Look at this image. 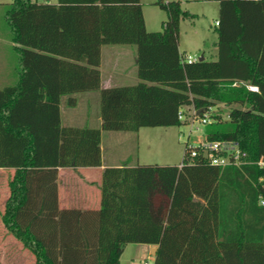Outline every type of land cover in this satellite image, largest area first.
<instances>
[{"label":"trees","instance_id":"trees-1","mask_svg":"<svg viewBox=\"0 0 264 264\" xmlns=\"http://www.w3.org/2000/svg\"><path fill=\"white\" fill-rule=\"evenodd\" d=\"M217 58L183 61L180 0L149 31L141 0H12L6 19L21 70L0 87V167H16L1 219L37 264H120L129 243L153 264H264V0H218ZM135 44L134 84L102 88L101 47ZM249 85L257 86V90ZM100 92L101 127L64 126L60 104ZM217 102L236 104L223 119ZM209 112V139L236 140L251 161L106 167L101 207L60 209L58 168L102 164L101 131L177 126Z\"/></svg>","mask_w":264,"mask_h":264},{"label":"rangeland","instance_id":"rangeland-1","mask_svg":"<svg viewBox=\"0 0 264 264\" xmlns=\"http://www.w3.org/2000/svg\"><path fill=\"white\" fill-rule=\"evenodd\" d=\"M39 2H56L57 0H38ZM169 1V0H164ZM183 10L191 15L180 20L179 48L192 56H204L207 59L217 58L216 32L219 17V2L217 0H180ZM12 0H0V87L15 83L21 63L20 52L12 40V29L6 19V9ZM158 0H141L146 28L149 31H158L163 28L168 13L158 3ZM126 48L115 57L121 65H125L127 73L117 78L116 84H132L139 80L137 64L135 62L137 47L135 44H120ZM133 50V51H132ZM87 91L78 92V111H88L95 120L96 112L100 110L99 92L91 93V99H85ZM67 96L62 97L63 113L70 110L66 103ZM236 104L226 105L217 102L214 107L223 119L228 118L229 111ZM72 111V110H71ZM194 109L185 107L186 121L177 126L142 127L139 131H114L104 136V153L109 159L116 162H131L137 164H179L186 150V142L196 140L204 135V124L201 117L194 118ZM111 134V135H110ZM144 243H129L121 256V264H144L148 260L150 249Z\"/></svg>","mask_w":264,"mask_h":264},{"label":"crops","instance_id":"crops-1","mask_svg":"<svg viewBox=\"0 0 264 264\" xmlns=\"http://www.w3.org/2000/svg\"><path fill=\"white\" fill-rule=\"evenodd\" d=\"M118 45L120 44H104L101 47L100 71H101L102 88L120 86V84L115 83L116 79L124 77L127 73L126 66L121 65L120 61L117 59V57H115L117 54H120L122 50L126 48H123V46H118ZM181 53L183 56L187 54L186 52H181ZM135 58H136L135 62L137 64V50H136ZM12 84L14 83L7 85H12ZM123 85H129V84H123ZM85 91H87L86 92L87 95L85 99L86 98L91 99V97H93L91 96V93L94 92H90V91H94V90H85ZM95 91L99 92L98 90ZM77 93L73 94L77 99L76 104L70 105L71 108L69 111H66L65 116L63 113V104H62L63 102L61 99V104H60L61 124L64 126L101 127L102 117L100 114V110L96 112L95 120L92 119V116L89 114L88 111L85 110H83V112L78 111L77 107L79 105V98L76 96ZM114 131L117 130L101 131V152H102L101 165L58 168L57 185H58V205L60 209H65V208H75L81 210L100 209L101 199H102L101 185H102L104 169L106 167L137 165V163H131L127 161L116 162L113 161L112 159L108 160V158L105 156L104 143H103L104 136L106 133H112ZM183 160L184 157L182 161ZM182 161L179 164H181ZM15 171H16V167L14 166L0 167V264H37L36 256L33 253V251L28 246H26L22 240L14 236L11 232H8L1 219V214L4 211L7 199L11 194V187L9 185V181H11V179L14 177ZM147 246L151 251L149 255L150 257L151 255H153L152 254L153 246H157V245L148 244ZM120 264H121V260H120Z\"/></svg>","mask_w":264,"mask_h":264},{"label":"built area","instance_id":"built-area-1","mask_svg":"<svg viewBox=\"0 0 264 264\" xmlns=\"http://www.w3.org/2000/svg\"><path fill=\"white\" fill-rule=\"evenodd\" d=\"M218 24V21H217ZM199 57L192 56L190 54H186L183 56V61L186 62H193L198 60ZM250 89L257 90V86L249 85ZM194 109V108H193ZM193 116L194 118H198L199 115H197L196 110L194 109ZM179 119H186L185 117V108H181L179 110ZM201 122L203 124L209 123L212 121L211 115L208 113H205L204 115L200 116ZM186 158L189 160H193L195 157H197L199 154L203 155L210 163L214 165H218L220 167H225L228 165H235L238 167H241L243 164H249L251 161L247 157V152L244 151L238 141L231 140V139H209L206 134L201 138H198L196 140H189L186 142ZM183 164V161L180 165ZM257 164L259 166H264V158H260L257 161ZM264 179V177H261ZM261 204L264 205V196L260 198ZM154 255H151L150 258L152 261L154 260ZM144 264H149V261H144Z\"/></svg>","mask_w":264,"mask_h":264},{"label":"water","instance_id":"water-1","mask_svg":"<svg viewBox=\"0 0 264 264\" xmlns=\"http://www.w3.org/2000/svg\"><path fill=\"white\" fill-rule=\"evenodd\" d=\"M199 59H200V60L204 59V56H203V55L200 56ZM156 251H157V246H153V248H152V254H153L154 256H155V254H156Z\"/></svg>","mask_w":264,"mask_h":264}]
</instances>
